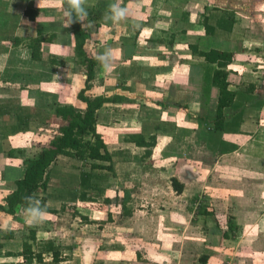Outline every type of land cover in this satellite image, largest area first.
Listing matches in <instances>:
<instances>
[{
	"label": "crops",
	"instance_id": "0c3cea01",
	"mask_svg": "<svg viewBox=\"0 0 264 264\" xmlns=\"http://www.w3.org/2000/svg\"><path fill=\"white\" fill-rule=\"evenodd\" d=\"M113 2L87 0L84 21L86 55L111 53L112 71L98 61L86 96L109 100L95 121L113 173L93 171L84 183L82 163L59 156L46 193L37 194L56 213L29 225L23 209L14 217L0 212L1 254L20 253L33 231V249L43 257L54 251L75 255L76 240H85L82 230L91 220L87 212L101 215L106 207L81 201L80 193L89 196L102 187L108 193L114 188L120 201L129 195L125 221L142 244L134 246V264H145L136 261L142 254L146 264L171 262L169 245L160 249L166 238L199 239L187 230L193 218L199 228L200 216L187 214L193 198L195 210L207 204L209 212L236 211L238 231L211 230L205 244H194L206 264H264V0H121L129 15L119 23L107 19ZM65 20L62 0H0V205L23 176L24 162L65 124L56 108L85 111L77 94L86 77L72 54L74 38ZM39 35L45 42L35 60L28 44ZM194 49L233 55L224 69L233 98L219 119V90L212 85L218 66ZM174 178L184 184L181 194L172 188ZM59 236L67 248L59 246Z\"/></svg>",
	"mask_w": 264,
	"mask_h": 264
},
{
	"label": "trees",
	"instance_id": "16d2710c",
	"mask_svg": "<svg viewBox=\"0 0 264 264\" xmlns=\"http://www.w3.org/2000/svg\"><path fill=\"white\" fill-rule=\"evenodd\" d=\"M63 10L67 6V0H62ZM26 16L31 20L34 15L29 16V11H26ZM85 21V20H84ZM84 21L73 22L71 31L74 38V46L72 54L75 57L76 64L83 68L86 77L84 88L77 94V99L85 105V111L80 112L73 106H59L55 110V116L60 118L65 124L58 128L57 134L52 138L48 145L41 149L38 155L24 162L23 176L14 181V188L3 198V205H0V212L8 216H16L17 209H24L28 204L26 199L33 196L40 200L41 206L44 207L48 214H55V211L46 208V198H38L37 194H45L49 183V169L54 164L59 156L76 159L82 163V171L80 178L84 183L91 177L93 171H105L113 173L112 159L106 150V145L101 135L96 131L95 114L109 100L104 96L88 97L86 92L92 87L95 68L98 65V60L94 57H88L84 47L88 40L89 33L84 26ZM207 34H211V27L206 21H203ZM45 42V39L39 35L38 38L31 41L28 46L32 50L33 59H39L40 44ZM195 51V49H194ZM197 52V51H195ZM208 63L217 64L218 69L214 72L212 85L219 90V101L216 110V118L219 119L222 115V110L230 104L233 94L228 91L227 72L224 70L233 60V55L211 50L207 53L197 52ZM62 66V63H60ZM150 153H146V155ZM83 168L88 171H83ZM172 188L176 194H181L184 184L177 179H172ZM79 199L85 202H96L95 196L80 193ZM129 200V195L124 193L121 204L126 215L125 204ZM111 200L105 198L103 204H110ZM201 214H208L203 211ZM81 219L87 221V217L81 215ZM108 221H111V214L108 213ZM12 237L11 232H7L6 239ZM36 242V234L33 231L29 232L27 241L22 244V251L17 255L9 253L6 256H17L22 259L20 264H45L44 257L41 252L33 249ZM2 244H0V250ZM0 257H2L0 252ZM51 263L59 264L66 261L58 252H52ZM200 261L204 264L207 262V257L203 256Z\"/></svg>",
	"mask_w": 264,
	"mask_h": 264
},
{
	"label": "rangeland",
	"instance_id": "374dc122",
	"mask_svg": "<svg viewBox=\"0 0 264 264\" xmlns=\"http://www.w3.org/2000/svg\"><path fill=\"white\" fill-rule=\"evenodd\" d=\"M96 179L104 182L102 176L99 177L98 173ZM96 185L98 186L99 184ZM95 190L96 193H90V195L96 197V202L103 204V200L107 198L105 196L109 195L108 197H110L111 203L107 205L103 204L106 206L103 211L104 214L97 215L95 211L87 212L91 220H89L88 226L82 230L85 240H76V254L62 256L69 262L67 263L64 261L61 264H134V246L140 248L142 244L136 240L134 241V225H129L125 221L121 201L118 196H116L118 193H115L114 188H112L110 193L106 192L102 187L101 189L96 187ZM195 201H197V198L191 200V205L189 204L187 214L190 216L194 212V216H200L199 228L194 227L193 224L196 221L193 218L191 220L189 219L192 224L188 225L187 228L189 229L187 230L195 234V236L191 234L192 237L199 239H177L176 237H174V239L165 237L167 240H163V243L160 242V249L166 248L167 245L171 248V252H168L166 255V258L171 260L168 264H204L200 261V258L203 257L204 254L196 250L198 246H194V244H198L199 246H201L202 243L205 244L204 237L209 234L211 230L219 233L224 231L228 235L238 231V227H235L232 221V214L236 212L234 209L225 207L215 209L211 207L210 209H212V212H209L205 208L208 205L202 202L204 204L203 208L199 210L200 207H198L195 210L192 205V202L194 204ZM203 211H206L208 214L201 215L200 213ZM108 213L111 214V222H108V217H106ZM191 217H193V215ZM78 225H82V222L78 223ZM78 225H74V227L79 229L80 226L78 227ZM16 231L19 232L17 229ZM59 239V246L67 248L66 240L61 237ZM68 243H70V241ZM18 247L19 245L16 244L11 249L15 251ZM204 249L205 252H208L207 246ZM144 257L146 256L142 254L140 257H137L136 261L140 263L145 262L146 264L147 262ZM20 261V259L14 257L7 258L4 255L0 257V264H17ZM44 261L45 264H52L51 255H44Z\"/></svg>",
	"mask_w": 264,
	"mask_h": 264
},
{
	"label": "clouds",
	"instance_id": "9594fccd",
	"mask_svg": "<svg viewBox=\"0 0 264 264\" xmlns=\"http://www.w3.org/2000/svg\"><path fill=\"white\" fill-rule=\"evenodd\" d=\"M86 3L87 0H67V6L63 10V16L66 18V27L71 25L73 22L84 21L88 18V10L85 6ZM128 15V9L122 6L121 0H114V2L109 5L107 19L119 23L121 20H125ZM96 59L100 62L105 71H112L110 51L99 53L96 56ZM26 199L28 200V204L23 209L26 222L29 225L42 223L44 217L48 215L46 209L41 206L40 200L35 197L29 196Z\"/></svg>",
	"mask_w": 264,
	"mask_h": 264
}]
</instances>
